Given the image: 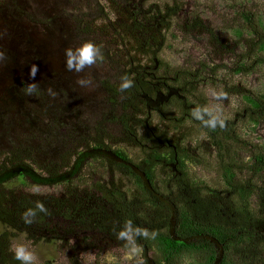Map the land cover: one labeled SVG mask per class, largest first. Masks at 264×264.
I'll return each instance as SVG.
<instances>
[{
  "label": "rangeland",
  "instance_id": "1",
  "mask_svg": "<svg viewBox=\"0 0 264 264\" xmlns=\"http://www.w3.org/2000/svg\"><path fill=\"white\" fill-rule=\"evenodd\" d=\"M153 1L158 2L0 0V189L9 201L23 197L51 209L43 232L23 221L0 222V234L8 235L5 264H20L14 258L18 246L33 254V264H138L142 260L140 248L93 231L91 219L80 223L89 204L100 198L97 186L113 185L122 191L132 187L95 161L94 156L106 154L92 149L94 143H104L124 150L115 122L121 109L111 105L104 84L120 85L130 60L145 64L146 56L163 44L159 57L171 66L198 62L222 66L217 76L228 85L207 91L210 110L221 118L232 119L238 106L235 99H217L214 93L235 84L264 93V66L239 76L231 69L248 43L246 31L240 40L235 33L242 28L240 14L250 12L264 24V0H181L177 3L183 4L182 11L165 19L173 27L164 32L163 42L154 41L158 38L151 30L155 19L148 18L153 15L148 9ZM173 2L158 3L165 9ZM195 19L201 27L193 29ZM135 21L146 27L136 30ZM86 42L98 48L93 64L79 72L69 70L66 50ZM33 65L38 67L34 78L29 74ZM126 113L135 128L136 121L145 118L135 99ZM159 121L154 115L151 125ZM241 131L250 148L244 157L247 161L264 146V128L247 125ZM190 169L196 179L218 181L216 173L204 167ZM70 207L79 208L66 219L62 214Z\"/></svg>",
  "mask_w": 264,
  "mask_h": 264
},
{
  "label": "trees",
  "instance_id": "2",
  "mask_svg": "<svg viewBox=\"0 0 264 264\" xmlns=\"http://www.w3.org/2000/svg\"><path fill=\"white\" fill-rule=\"evenodd\" d=\"M171 1L173 4L165 5V9L154 1L148 8L153 12L148 18L153 17L156 23L151 27L158 35L155 42H163L164 32L172 26L166 17L182 11L183 4L177 3L181 0ZM240 17L242 28L235 33L240 40L246 31L248 43L231 66L237 76L264 66V24L247 11ZM145 27L142 21H135L136 30ZM192 27H201L200 21L195 19ZM133 42L141 47L139 41ZM163 47L148 54L145 64L129 61L130 68L123 70L122 79H131V88L121 91L122 79L117 86L104 84L111 105L121 109L115 122L125 145L123 150L94 143L93 150L106 154H98L94 160H100L132 187L122 191L113 185L97 186L100 198L88 202L91 205L80 223L87 224L91 219V229L107 237L117 236L129 221L134 228L147 230L149 237L134 238V246L142 252L138 264H264V146L245 161L250 148L241 131L247 125L264 128V93L239 89L238 84L221 89L226 97L235 99L238 108L232 119L220 117L224 127L217 120L213 129L211 122L216 115L210 110L207 91L209 87L218 90L226 83L217 76L223 67L203 62L189 67L171 66L159 57ZM133 99L141 103L145 115L138 119L140 123L136 121L138 128L132 126L126 113ZM195 110L200 118L193 115ZM154 115L160 121L153 126ZM191 166L215 172L218 181L194 178ZM11 201L0 189V222L28 219L32 221L27 223L29 226L46 230L51 217L47 204L45 213L28 198ZM76 208L66 209L62 216L71 219V210ZM31 211L36 215H29ZM152 233L156 234L154 238ZM7 239L6 232L0 234V264H5Z\"/></svg>",
  "mask_w": 264,
  "mask_h": 264
},
{
  "label": "clouds",
  "instance_id": "3",
  "mask_svg": "<svg viewBox=\"0 0 264 264\" xmlns=\"http://www.w3.org/2000/svg\"><path fill=\"white\" fill-rule=\"evenodd\" d=\"M98 51V48L93 45L90 42H86L82 45H80L77 49L73 50V49H67L66 50V56H67V61H66V66L69 70H75L77 72L82 71L85 67V65H91L94 62V53ZM75 53V54H74ZM38 71V67L36 65H33L30 68V76L32 78L35 77L36 72ZM78 83L80 84H84L85 81L84 80H78ZM133 86V81L131 79L128 78H123L122 79V83L120 85V90L124 91L127 90L129 88H131ZM214 95L217 97V99H222L226 96L225 93L221 92V93H214ZM202 111L204 112H210L208 109H202ZM194 116H197V118L199 117V111L195 110L193 112ZM219 122V126L220 127H224L225 126V122L223 119H221L218 115L213 119V121L211 122V128H216V122ZM37 207L39 208V211L41 212H47V209L44 207V205L38 204ZM29 215L35 216L36 213L34 211L29 212ZM26 223H32L31 220L25 219ZM137 235H143L144 237H149V232L147 230H140L138 228H134V226L132 225L131 221H129L126 225L124 230H121L118 234H117V238L118 239H123L126 241L127 246H134L135 245V236ZM155 233H152L151 236L152 238L155 237ZM14 258L18 261H20V264H33V254L29 251H27L23 246H18L15 250H14Z\"/></svg>",
  "mask_w": 264,
  "mask_h": 264
}]
</instances>
